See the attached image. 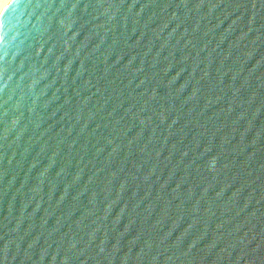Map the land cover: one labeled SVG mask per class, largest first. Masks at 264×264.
<instances>
[{
	"label": "water",
	"instance_id": "water-1",
	"mask_svg": "<svg viewBox=\"0 0 264 264\" xmlns=\"http://www.w3.org/2000/svg\"><path fill=\"white\" fill-rule=\"evenodd\" d=\"M0 264H264V0H10Z\"/></svg>",
	"mask_w": 264,
	"mask_h": 264
},
{
	"label": "bare ground",
	"instance_id": "bare-ground-1",
	"mask_svg": "<svg viewBox=\"0 0 264 264\" xmlns=\"http://www.w3.org/2000/svg\"><path fill=\"white\" fill-rule=\"evenodd\" d=\"M10 0H0V16Z\"/></svg>",
	"mask_w": 264,
	"mask_h": 264
}]
</instances>
